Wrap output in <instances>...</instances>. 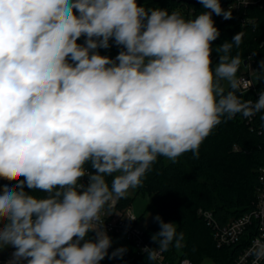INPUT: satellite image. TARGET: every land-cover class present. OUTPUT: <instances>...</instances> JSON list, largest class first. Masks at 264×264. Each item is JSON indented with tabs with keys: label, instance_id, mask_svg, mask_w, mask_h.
Here are the masks:
<instances>
[{
	"label": "clouds",
	"instance_id": "obj_1",
	"mask_svg": "<svg viewBox=\"0 0 264 264\" xmlns=\"http://www.w3.org/2000/svg\"><path fill=\"white\" fill-rule=\"evenodd\" d=\"M199 3L205 11L186 18L137 0H0V179L16 182L0 188V249H15L10 264H100L112 245L105 211L142 187L158 157L198 158L216 126L264 112V91L255 101L238 95L242 60L231 52L243 32L215 49L212 67V14L229 20L232 9ZM110 39L122 48L114 59L97 51ZM155 220L158 247L143 251L159 264L185 237ZM249 254L262 264L264 242Z\"/></svg>",
	"mask_w": 264,
	"mask_h": 264
},
{
	"label": "trees",
	"instance_id": "obj_2",
	"mask_svg": "<svg viewBox=\"0 0 264 264\" xmlns=\"http://www.w3.org/2000/svg\"><path fill=\"white\" fill-rule=\"evenodd\" d=\"M189 0H137L138 5L146 8L168 9L169 12L185 8L187 18L205 11L202 4H189ZM199 1V0H193ZM234 0H220L221 7L227 11ZM250 4L232 11V18L225 20L223 16L212 14L214 26L220 36L215 40L218 47L224 41H231L235 34L244 33L243 43L239 48L233 47L231 55L237 53L243 61L252 62L256 71L260 70V62L264 61V0H256ZM85 36L77 43L83 45ZM108 49L99 48L102 56L114 59L122 50L109 41ZM219 59V54L217 60ZM216 60V61H217ZM212 67L214 63H212ZM257 89L264 91V80H257ZM258 113L255 128L251 129L237 114L231 120L216 126L199 148V157L192 152L181 155L175 163L166 157H158L151 170L143 178V185L136 189V195H148L154 210V217L145 230L147 240L159 232V215L164 222H172L177 231L184 233V247L178 255L174 249L165 253L170 264H178L182 259H189L193 264H201L210 259L217 264H232L241 246L219 248L214 242L212 230L208 226L200 210L211 211L220 224L224 225L248 211L255 199L258 186V168L264 165V121ZM236 148V149H235ZM85 167L89 172H95L91 164ZM109 183L111 182V178ZM81 183L87 184L88 177L81 178ZM16 182L0 179V188L7 185L15 186ZM24 190L31 195L45 196L39 190H32L25 185ZM2 194V193H0ZM134 197L127 196L119 200L113 210L122 211L130 208ZM94 236L90 233L89 237ZM155 246L158 243L153 241ZM83 243V242H81ZM112 248L100 264H153L147 259L146 253H138L130 243L122 257H111ZM159 264H162L159 261Z\"/></svg>",
	"mask_w": 264,
	"mask_h": 264
},
{
	"label": "built area",
	"instance_id": "obj_3",
	"mask_svg": "<svg viewBox=\"0 0 264 264\" xmlns=\"http://www.w3.org/2000/svg\"><path fill=\"white\" fill-rule=\"evenodd\" d=\"M256 0H249L247 5L241 3V0H234L229 6L232 11H238L242 7L250 4H256ZM249 67L253 66L249 62ZM256 72V71H255ZM242 81L241 89L238 95L242 99L258 100L260 91L257 89L256 82L249 71L243 73L239 77ZM244 81L251 82L250 87L244 84ZM242 121H244L251 129L255 128L256 116L251 119H246L238 114ZM264 128V127H263ZM236 149V148H235ZM258 186L256 188L255 199L252 207L236 219L228 222L227 224H220L211 211L200 210L199 213L204 217L208 226L212 230V235L216 246L219 248L240 246L237 251L232 264H252L254 257L249 254V249L252 248L254 243L259 240L264 242V165L260 166L257 171ZM116 205V204H115ZM115 205L113 207H115ZM106 210L103 219L105 220L104 227L109 236H118L132 245L135 246L138 253H145L143 249L157 248L153 241L147 240L145 237V230L139 226V217L130 208L122 211ZM129 216H135V220L128 219ZM5 250L0 249V264H10L12 260V253L15 251L13 248L10 252L2 255ZM162 264H170L162 254L160 260ZM21 264H26L22 261ZM178 264H193L189 259L185 258L179 261ZM264 264V262H262Z\"/></svg>",
	"mask_w": 264,
	"mask_h": 264
},
{
	"label": "rangeland",
	"instance_id": "obj_4",
	"mask_svg": "<svg viewBox=\"0 0 264 264\" xmlns=\"http://www.w3.org/2000/svg\"><path fill=\"white\" fill-rule=\"evenodd\" d=\"M179 11H181V13L187 18L185 8H182ZM211 46H212V49H213L212 54H211V59H212V63H214V66H215L219 62V59L217 60L218 53L215 51V49L218 47V45L216 44L215 41H213L211 43ZM249 68H250V72H251L255 82H257L256 72H255L256 69L253 66H251V67H249V65L245 66L243 60H242L240 69H239V71L237 73L238 78L243 73L249 71ZM129 194L134 197V201H133V203L131 205V209L139 217V226H140V228L145 229L148 226V224L150 223V221L154 217V210H153V206L151 204V197L148 196V195H143V194L136 195V189L135 190H130ZM110 237L112 239V245H111L112 252L115 251L118 248H121V247L126 249L130 245V243L128 241H126V240H124V239H122V238H120L118 236L111 235ZM12 249H13V247H11V246L5 247L3 249L5 251L4 252L1 251L2 255H5V253L7 254ZM174 251H176L178 255L180 254V250L174 249ZM116 258H119V257H116ZM201 264H217V263H215L214 261H212L210 259H206Z\"/></svg>",
	"mask_w": 264,
	"mask_h": 264
},
{
	"label": "water",
	"instance_id": "obj_5",
	"mask_svg": "<svg viewBox=\"0 0 264 264\" xmlns=\"http://www.w3.org/2000/svg\"><path fill=\"white\" fill-rule=\"evenodd\" d=\"M187 2H188L189 4H199V1L189 0V1H187ZM244 65H245V66L248 65V61H247V60L244 61Z\"/></svg>",
	"mask_w": 264,
	"mask_h": 264
},
{
	"label": "crops",
	"instance_id": "obj_6",
	"mask_svg": "<svg viewBox=\"0 0 264 264\" xmlns=\"http://www.w3.org/2000/svg\"><path fill=\"white\" fill-rule=\"evenodd\" d=\"M129 196L133 197L132 195L128 194Z\"/></svg>",
	"mask_w": 264,
	"mask_h": 264
}]
</instances>
